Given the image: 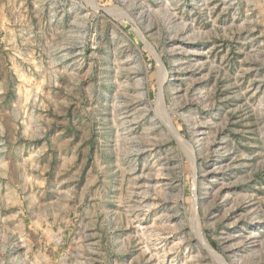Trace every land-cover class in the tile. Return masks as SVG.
<instances>
[{
	"label": "rangeland",
	"instance_id": "rangeland-1",
	"mask_svg": "<svg viewBox=\"0 0 264 264\" xmlns=\"http://www.w3.org/2000/svg\"><path fill=\"white\" fill-rule=\"evenodd\" d=\"M0 264H264V0H0Z\"/></svg>",
	"mask_w": 264,
	"mask_h": 264
},
{
	"label": "bare ground",
	"instance_id": "bare-ground-1",
	"mask_svg": "<svg viewBox=\"0 0 264 264\" xmlns=\"http://www.w3.org/2000/svg\"><path fill=\"white\" fill-rule=\"evenodd\" d=\"M210 246V245H209ZM211 249L213 250V248L211 247Z\"/></svg>",
	"mask_w": 264,
	"mask_h": 264
}]
</instances>
